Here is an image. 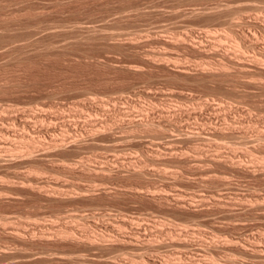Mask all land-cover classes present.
<instances>
[{"label":"rangeland","instance_id":"rangeland-1","mask_svg":"<svg viewBox=\"0 0 264 264\" xmlns=\"http://www.w3.org/2000/svg\"><path fill=\"white\" fill-rule=\"evenodd\" d=\"M263 27L264 0H0V264H264V75L234 51Z\"/></svg>","mask_w":264,"mask_h":264},{"label":"bare ground","instance_id":"bare-ground-1","mask_svg":"<svg viewBox=\"0 0 264 264\" xmlns=\"http://www.w3.org/2000/svg\"><path fill=\"white\" fill-rule=\"evenodd\" d=\"M193 10H194V9H193ZM191 11H192V10H191ZM194 11H195V10H194ZM231 11H232V10H231ZM235 11H236V10H235ZM192 12H193V11H192ZM192 12H191V13H192ZM201 12H202V11H201ZM205 12H206V11H205ZM213 12H214V11H213ZM217 12H218V11H217ZM229 12H230V11H229ZM215 13H216V12H215ZM206 14H207V13H206ZM210 14H211V13H210ZM213 14H214V13H213ZM217 14H218V13H217ZM233 14H234V12H233ZM235 14H236V13H235ZM203 15H204V14H203ZM229 15H230V14H229ZM237 15H238V14H237ZM208 16H209V15H208ZM212 16H213V15H212ZM214 16H215V15H214ZM232 16H234V15H232ZM235 16H236V15H235ZM238 16H239V15H238ZM233 18H234V17H233ZM235 18H236V17H235ZM235 18H234V19H235ZM238 18H239V17H238ZM232 20H233V19H232ZM232 20H231L230 22L233 23ZM249 23H250V22H249ZM254 23H255V21H254ZM238 24H239V23H238ZM251 24H253V23H251ZM256 24H258V21H257V23H255V25H256ZM253 25H254V24H253ZM87 26H88V25H87ZM235 26H236V25H235ZM235 26H234V27H235ZM240 26H242V25H240ZM93 27H94V25H93ZM242 27H243V26H242ZM248 27H249V26H248ZM250 27H251V26H250ZM250 27H249V28H250ZM89 28H92V27H89ZM89 28H88V30H89ZM263 28H264V27H263ZM236 29H237V28H236ZM85 30H87V28H86ZM90 30H94V33H95L96 31H98V30H96V27H95V29H90ZM90 30H89V31H90ZM95 30H96V31H95ZM250 30H251V28H250ZM234 31H235V30H234ZM243 31H244V30H243ZM244 32H245V31H244ZM251 32L253 33V31H251ZM98 33H99V32H98ZM236 33H237V31H236ZM242 33H243V32H242ZM89 35H90V33H89ZM239 35H240V33H239ZM252 35H253V34H252ZM255 35H256V34H255ZM255 35H254V36H255ZM94 36H95V35H94ZM94 36H92V37H94ZM96 36H97V34H96ZM98 36H99V35H98ZM111 36H112V35H111ZM83 37H84V36H83ZM86 37H87V35H86ZM89 37H90V36H89ZM236 38H237V37H236ZM236 38H234V39L236 40ZM238 38H239V37H238ZM238 38H237L238 41H239V39H242V41H239V42H238V45L240 44L239 46H238V45H237V46L235 45V46L238 47V48H237V50H234V51H237V53L240 52L239 54H243L242 56H243V58H244V55H245V54L247 55V53H248L247 51H249L251 48H255V50L253 51L255 54H253V55H252V53H250V54H251V56H253L252 60L255 61L254 63H258V65L256 66L257 71H259V74H261V72H262L263 74H261V75H264V62H263L264 60L261 61V60L263 59L262 57H264V52H263V50H262V51L259 50L258 53L255 52V51H256V44L253 43V41L251 42V40H253V39H250L249 36L247 37V33H246V34H245V33L241 34V35H240V38H239V39H238ZM248 38H249L250 41H248ZM240 42H241V43L243 42V43H242L243 45H242ZM249 42H250V43H249ZM232 46H233V44H232ZM235 46H233V47H235ZM236 47H235V48H236ZM241 47H243V48L245 47L246 50H244L243 48L241 49ZM233 49H234V48H233ZM251 50H252V49H251ZM257 51H258V50H257ZM233 53H234V52H233ZM237 53H236V56H237ZM239 56H240V55H239ZM239 56H238V57H239ZM251 56H250V57H251ZM261 56H262V57H261ZM233 58H234V57H233ZM261 58H262V59H261ZM234 59H235V58H234ZM246 59H248V58H246ZM260 59H261V60H260ZM239 60H240V59H239ZM250 60H251V59H250ZM259 60H260L261 64L263 63L262 65H260V62H257V61H259ZM253 61H252V62H253ZM230 62H231V61H230ZM249 62H251V61H249ZM249 62H248V63H249ZM252 62H251V63H252ZM223 63H224V62H223ZM226 63H227V62H226ZM234 63H235V62H234ZM220 64H222V63H220ZM227 64H228V63H227ZM236 64H237V63H236ZM222 65H223V64H222ZM222 65H221V67H222ZM240 65H241V64H240ZM242 65H243V63H242ZM224 66H226V65H223V67H224ZM233 66H234V65H233ZM243 66H244V65H243ZM250 66H251V65H250ZM136 67H137V66H136ZM136 67H135V68H136ZM227 67H229V66H226V67L223 68L222 73L225 71V70H224L225 68H226V72H230V71L227 70V69H228ZM238 67H239V66H238ZM240 67H242V66H240ZM252 67H253V66H252ZM204 68H206V67H204ZM217 68L219 69V67H217ZM235 68H236V67H235ZM250 68H251V67H250ZM240 69H241V68H240ZM184 70H186V69H184ZM220 70H221V68H220ZM229 70H230V69H229ZM247 70H249V69H247ZM247 70H246V72H247ZM182 71H183V70H182ZM213 71H214V70H213ZM213 71H212V70H207V69H203V70H202L203 74L206 73V74L209 75V77H210V75H214V74H215V72H213ZM235 71H236V70H235ZM235 71H234V72H235ZM257 71H256V72H257ZM184 72H185V71H184ZM220 72H221V71H220ZM226 72H225V74L228 75ZM237 72H238V70H237ZM237 72H236V73H237ZM242 72H244V71H242ZM222 73H221V74H222ZM231 73H232V72H231ZM249 73H250V70H249ZM252 73H253V72H252V70H251V74H252ZM218 74H219V71H218ZM247 74H248V73H247ZM247 74H246V75H247ZM256 74H257V73H256ZM259 74H258V75H259ZM199 75L201 76V74H199ZM233 75H235V74H233ZM203 76H204V75H203ZM219 76H220V75H219ZM229 76H230V75H229ZM239 76H240V75H239ZM249 76L251 77L252 75H249ZM253 76H254V75H253ZM203 78L206 79L207 77H203ZM237 78H238V77H237ZM210 79H211V77H210ZM235 80H236V79H235ZM253 80H254V79H253ZM229 81H230V80H229ZM257 81H258V80H257ZM222 82H223V81H222ZM226 82H227V81H226ZM258 84H259V83H258ZM260 84H261V83H260ZM259 89H260V88H259ZM261 89H262V88H261ZM254 93H255V92H254ZM232 103H233V102H232ZM232 103H231V104H232ZM227 104H228V101H227ZM229 105H230V104H229ZM235 105H236V103H235ZM225 106H226V105H225ZM230 106H231V105H230ZM230 106H229V107H230ZM217 107H218V106H217ZM220 107H221V106H220ZM232 107H233V105H232ZM232 107H231V108H232ZM226 108H227V107H226ZM233 108H234V107H233ZM240 108H242V107L240 106ZM240 108H239V109H240ZM224 109H225V108H224ZM228 109H229V108H228ZM222 110H223V109H222ZM225 110H226V109H225ZM229 110H230V109H229ZM233 110H234V109H233ZM227 111H228V110H227ZM196 112H197V111H196ZM199 112H200V111H199ZM223 112H224V111H223ZM227 113H228V112H227ZM228 114H229V113H228ZM177 115H178V114H177ZM195 115H196V114H195ZM198 115H199V114H197V116H198ZM224 115H225V114H224ZM226 116H227V115H225V117H226ZM227 117H228V116H227ZM227 117H226V118H227ZM226 118H225V120L227 121ZM240 118H241V117H240ZM229 119H230V118H229ZM169 121H170V120H169ZM226 121H225V122H226ZM241 121H242V120H241ZM241 121H240V122H241ZM230 122H231V121H230ZM230 122H228V125H230V124H229ZM235 122H236V120H235ZM237 122H238V120H237ZM147 123H148V122H147ZM149 123H151V122L149 121ZM149 123H148V124H149ZM231 123H232V122H231ZM137 124L141 125V124H146V123H143V122L139 121V122H137ZM233 124H234V123H233ZM160 125H162V123H161ZM228 125H227V126H228ZM231 125H232V124H231ZM231 125H230V127H229L228 129H226V128H225V129H223V128H221V129H219V128H215L214 132H215L216 134H223V135H228V136H230V137H237V138H238V137L243 138L244 135H246V132H247V131H244V130L241 131L240 128H238L239 130H238V129H235V128H232ZM234 125H235V124H234ZM236 125H237V124H236ZM258 125H259V124H258ZM237 126H238V125H237ZM237 126H235V127H237ZM243 126H245V125H243ZM246 126H247V125H246ZM162 127H163V126H162ZM162 127H161V129H162ZM241 127H242V126H241ZM165 128H166V130H167V127H165ZM230 128H231V129H230ZM259 128H260V127H259ZM243 129H244V128H243ZM249 129H250V128H249ZM256 129H258V128L256 127ZM263 129H264V128H263ZM163 130H164V129H163ZM176 130L180 131L181 134L183 135V136H181V137H182L184 140H187V141H189V140L191 141V140H193L194 137L199 136V134H201L199 131H194V130H192V129H185V130H184V128H180L178 125L176 126ZM211 131H212V130H211ZM257 131H258V130H257ZM201 132H202V131H201ZM165 133H166V132H165ZM215 133H214V134H215ZM247 133H248V132H247ZM178 134H179V133H178ZM258 134H259V135L257 136L258 138L255 137V139H256V138H257V139L260 138V139L262 140V139L264 138V130H261V129H260ZM201 135H202V134H201ZM249 136H250V135H249ZM163 137H164V136H163ZM163 137H162V138H163ZM166 137H168V136H166ZM246 137L248 138L247 135H246ZM246 137H245V138H246ZM171 138H172V137H171ZM245 138H243L244 140H243V139L239 140V143H242V144L247 143L248 140H245ZM247 138H246V139H247ZM248 139H249V138H248ZM260 139H259V140H260ZM194 140H195V139H194ZM35 141H36V139H35ZM35 141L33 140V142H35ZM59 142H60V141H59ZM258 142H259V141H258ZM263 143H264V140H263ZM56 144H57V143H56ZM56 144H55V145H56ZM257 144H258V143H257ZM261 144H262V142H261ZM28 146H29V145H28ZM31 146L33 147V146H35V145H31ZM26 147H27V146H26ZM260 147H261V145H260ZM28 148H29V147H28ZM59 148H60V147H59ZM196 148H197V147H196ZM18 149H19V148H18ZM197 149H198V148H197ZM18 151H19V150H18ZM27 152H28V151H27ZM218 155H220V154H218ZM219 157H221V156H219ZM219 157H218V156H217V157H213V156H212V157H210L209 162H210V161H213V162L218 161V162H220L219 160H221L222 157H221V159H219ZM29 158H30V157H29ZM30 159H31V158H30ZM231 159H232V158H231ZM28 160H29V159H28ZM233 161H234V160H233ZM218 162H217V163H218ZM234 162H235V161H234ZM229 163H230V162H229ZM229 163H228V164H229ZM232 164H234V163H232ZM237 164H238V163H237ZM217 165H218V164H217ZM226 165H227V164H226ZM234 166H235V164H234ZM236 166H237V165H236ZM238 166H239V165H238ZM241 167H242V166H241ZM242 168H243V167H242ZM238 169H239V168H238ZM240 170H241V168H240ZM136 171H137V170H136ZM138 174H139V173H138ZM137 192H139V191H137ZM82 193H83V192H82ZM134 193H135V192H134ZM139 193H140V192H139ZM47 194H48V193H46V196H47ZM80 194H81V193H80ZM83 194H84V193H83ZM136 194H137V193H136ZM144 194H145V193H144ZM154 196H155V195H154ZM167 196H168V195H167ZM161 197H162V196H161ZM168 197H169V196H168ZM162 198H163V197H162ZM256 198H257V196H256ZM171 199H172V198H171ZM259 199H260V198H259ZM164 200H165V199H164ZM178 202H179V201H178ZM182 202H183V200H182ZM189 202H190V201H189ZM184 203H185V202H184ZM184 203H183V205H184ZM187 204H188V203H187ZM191 204H192V202H191ZM261 204H262V203H261ZM179 205H180V204H179ZM181 207H182V206H181ZM183 207H184V206H183ZM66 229H67V228H66ZM59 230H60V229H59ZM67 231H68V230H67ZM59 232H61V234H63V233H68V234L71 233V232H66L65 229H64V230L61 229V231H59ZM59 232H58V233H59ZM59 234H60V233H59ZM61 234H60V235H61ZM68 234H66V235L68 236ZM71 234L73 235V233H71ZM63 235H64V237H65V234H63ZM69 236H71V235H69ZM69 236H68V238H69ZM64 237L62 238V236H61L62 239H65ZM74 237H75V236H74ZM74 237H73V238H74ZM66 238H67V237H66ZM68 238H67V240H69ZM71 238H72V237H71ZM74 239H75V238H74ZM184 240H185V239H184ZM92 241H93V240H92ZM189 241H190V240H189ZM189 241H188V240H185V241H184L185 245H189V246L192 245V244H190ZM90 242H91V241H90ZM191 243H192V242H191ZM90 244H91V243H90ZM92 244H93V243H92ZM212 245H213V244H212ZM89 246H90V245H89ZM94 246H95V245H94ZM205 246H206V245H205ZM214 246H215V245H214ZM186 247H187V246H186ZM210 247H211V246H210ZM215 247H216V246H215ZM245 252H246V251H245ZM245 252H244V253H245ZM248 253H249V252H248ZM76 258H77V257H76ZM78 259H79V258H78ZM233 262H234V261H233Z\"/></svg>","mask_w":264,"mask_h":264}]
</instances>
